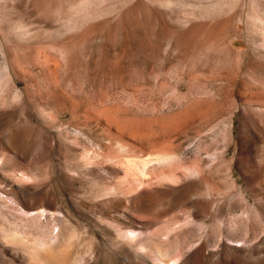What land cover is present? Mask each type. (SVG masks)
<instances>
[{
    "label": "rangeland",
    "instance_id": "1",
    "mask_svg": "<svg viewBox=\"0 0 264 264\" xmlns=\"http://www.w3.org/2000/svg\"><path fill=\"white\" fill-rule=\"evenodd\" d=\"M162 262L264 264V0H0V264Z\"/></svg>",
    "mask_w": 264,
    "mask_h": 264
},
{
    "label": "bare ground",
    "instance_id": "2",
    "mask_svg": "<svg viewBox=\"0 0 264 264\" xmlns=\"http://www.w3.org/2000/svg\"><path fill=\"white\" fill-rule=\"evenodd\" d=\"M170 156V155H169ZM168 156V157H169ZM153 157V156H152ZM157 158H164L165 156H161V155H157L156 156ZM144 161H146V160H144ZM155 162V161H154ZM163 162V161H162ZM169 162V161H168ZM167 162V163H168ZM159 165H161V164H159ZM167 165V164H166ZM154 170V169H153ZM150 168L149 167H147V165H146V162H132V163H128L127 164V170H126V174H125V176H126V182H127V184H128V187L127 188H134V187H136V188H139V187H137V186H143V184H145L144 182H146L147 180H149L148 179V176H150L149 175V173H150ZM157 171V170H156ZM169 173V172H168ZM150 174H152V173H150ZM167 174V173H166ZM157 175V174H156ZM160 175V174H159ZM153 176V175H152ZM169 175H167V177H168ZM171 176H174V175H171ZM171 176H169V178L171 177ZM154 177V176H153ZM152 177V178H153ZM156 177V176H155ZM165 178V177H164ZM163 178V179H164ZM172 178H174V177H172ZM157 179V178H156ZM168 179V178H167ZM153 180H155V179H153ZM148 184H150V182L148 183ZM141 188V187H140ZM130 190H132V189H130ZM128 231V230H127ZM132 231V230H131ZM143 248H144V246H142ZM161 252V251H160ZM159 252V253H160ZM164 253V252H163ZM165 255V254H164ZM164 255H163V257H164ZM160 256V255H159ZM56 257V256H55ZM61 257V256H60ZM65 257V256H64ZM159 258V257H158ZM177 258V257H176ZM58 259V258H57ZM66 259V258H65ZM175 259V258H174ZM60 260V259H59ZM160 260H161V258H160ZM159 260V261H160ZM167 260V259H166ZM57 261V260H56ZM60 262V261H59ZM175 262H176V259H175ZM162 264H163V262H162Z\"/></svg>",
    "mask_w": 264,
    "mask_h": 264
}]
</instances>
